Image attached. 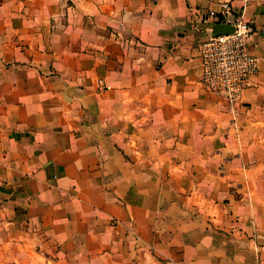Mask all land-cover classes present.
Returning <instances> with one entry per match:
<instances>
[{
    "label": "crops",
    "instance_id": "crops-1",
    "mask_svg": "<svg viewBox=\"0 0 264 264\" xmlns=\"http://www.w3.org/2000/svg\"><path fill=\"white\" fill-rule=\"evenodd\" d=\"M223 1L234 103L200 80ZM0 264H264V0H0Z\"/></svg>",
    "mask_w": 264,
    "mask_h": 264
},
{
    "label": "built area",
    "instance_id": "built-area-1",
    "mask_svg": "<svg viewBox=\"0 0 264 264\" xmlns=\"http://www.w3.org/2000/svg\"><path fill=\"white\" fill-rule=\"evenodd\" d=\"M230 12L235 14L233 31L214 35L212 26L197 48L201 58V82L234 103L257 70V56L250 46L256 31L252 20L241 12H233L228 1L221 2L219 9H210L207 16L219 22L226 20Z\"/></svg>",
    "mask_w": 264,
    "mask_h": 264
},
{
    "label": "water",
    "instance_id": "water-1",
    "mask_svg": "<svg viewBox=\"0 0 264 264\" xmlns=\"http://www.w3.org/2000/svg\"><path fill=\"white\" fill-rule=\"evenodd\" d=\"M235 14L230 12L227 14V18L224 21L215 22L213 24V34H226L230 33L234 29V22Z\"/></svg>",
    "mask_w": 264,
    "mask_h": 264
}]
</instances>
